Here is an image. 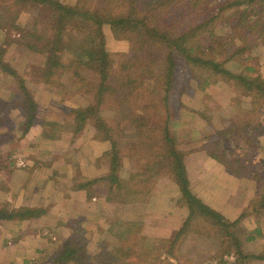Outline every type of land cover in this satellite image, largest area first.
I'll return each instance as SVG.
<instances>
[{
	"label": "trees",
	"instance_id": "trees-1",
	"mask_svg": "<svg viewBox=\"0 0 264 264\" xmlns=\"http://www.w3.org/2000/svg\"><path fill=\"white\" fill-rule=\"evenodd\" d=\"M91 1V4L77 1L74 5H66L61 3V0H16V4L20 7L31 5L39 9L43 8L50 15L46 19L50 22L45 23L41 28H37L35 21H33L36 25L34 27L31 23L26 24V27L17 26L19 31L16 42L32 54L42 56L36 76L44 85L54 83L55 72L67 67L63 61L66 52L71 53V59L76 58L75 61H79L83 66L93 69L98 74L99 85L97 91L92 94L93 102L80 103L74 108L70 107L65 113L73 120L74 125L80 128L88 121H92L97 133L96 137L108 142L105 155L110 161L109 173L87 180V183L98 184L101 180V184L106 186L110 192L113 182L120 187L119 170L124 168V158L127 157V152H122V150H127L129 147L133 151L131 158L134 163L138 164L143 161L142 163L149 164L148 166L142 164L149 178L163 169L166 172L159 176H168L178 184L188 208V216L183 225L170 238L154 240L152 245L146 243V238L140 234L141 224L115 221L117 224L109 230L113 231L118 243L125 241V246L114 251H100L95 254L87 252L88 241L83 239L79 232H74L63 239L60 251L48 258L49 264H112L113 257L118 258L121 261L120 264H222L219 260L232 253L239 256L235 264H249L251 261L264 259L262 253L247 254L242 249L243 239L238 234V225L243 214L235 220H228L208 207L189 190L183 165L185 152L182 153L176 148L178 143L170 131L171 121L172 127L178 122L172 120L168 106L170 92L177 89L190 93L205 90L215 75L237 81L240 86L253 93V100L264 98V78H260L259 74H252L251 67L244 66L245 72L242 73L240 70L238 73H233L226 66L234 59L231 58L236 53L242 51L241 48H231L233 37L238 36L239 45L246 40L234 29L242 27L246 18L251 14L262 15L264 18V0H146L142 5L136 0ZM182 1L189 3L191 7L202 9L205 15L200 21L178 30L174 25L165 22L163 17L172 6ZM203 2L201 6L200 3ZM244 3H246L245 8L242 9L241 6ZM222 19L223 31L218 27V22ZM5 20L6 18L1 19V25ZM105 24L109 25L110 32L115 37L129 43V53L118 52L119 55H114L109 52L102 28ZM229 25L233 26V30H229ZM8 27L13 26L10 24ZM68 27L70 30L67 31ZM72 30H77L79 34L73 33L65 39V32L67 36ZM232 31L233 35L237 33L233 37ZM204 33L211 40V45L202 48L199 37ZM13 43L15 42L9 41L7 44L0 45V143L14 137V132L19 133V137L24 136L37 115V104L34 100V89L31 82L24 72L23 74L18 73L2 57L4 47ZM153 63H161L162 68H156L150 73L143 74V68ZM180 63L185 65L183 76L180 77L181 88L177 85ZM176 85L177 89H175ZM135 92H138L144 99L148 98L149 92L154 93L155 97L160 95L163 104L161 112L164 115L161 121L163 126L160 130L164 147L161 159L157 157L161 155L156 152L158 145L150 148L151 142L147 138L139 140L140 146L137 141L132 146L130 142L123 143L124 148L122 149L120 141L115 139V133L119 128L112 124L104 114L103 106L106 103L111 104L112 100L118 97L127 103ZM182 107L188 110L184 105ZM15 109L22 112L23 120L20 122L10 117ZM141 110V114L138 112L131 114L139 124L144 125L146 112L144 108ZM240 127L234 129L239 130ZM234 129L231 128L230 132L235 131ZM219 140L218 138L216 142L217 148L216 146H204V149L210 156L224 164L228 171L241 174L234 169L238 162L233 167V164L226 160L229 150L226 149V144H220ZM148 151L158 153L154 156V159L157 157L156 167L152 166L146 157L138 160L137 153L150 154ZM12 152L13 150L8 152V158L11 157ZM164 160H168L170 169L158 168ZM128 161L130 162L129 159ZM0 167H6V165L0 163ZM0 187H2L1 182ZM112 197L114 196L110 195V198ZM259 207L264 209V199H261ZM42 213L41 208L9 209L7 206L0 205V222L22 221L40 217ZM203 226H207L215 234L221 236L220 250L204 257L201 261L196 262L184 258V261L180 260L182 257L178 253L180 243L186 238L188 232L201 233ZM256 232L259 235L261 233L259 229ZM136 237L138 241L135 240ZM246 238L253 239L254 237ZM130 251L135 252L131 255ZM132 256H135L136 260Z\"/></svg>",
	"mask_w": 264,
	"mask_h": 264
},
{
	"label": "crops",
	"instance_id": "crops-1",
	"mask_svg": "<svg viewBox=\"0 0 264 264\" xmlns=\"http://www.w3.org/2000/svg\"><path fill=\"white\" fill-rule=\"evenodd\" d=\"M53 96L50 92L46 104H41L34 92L37 115L30 129L21 137L14 132V137L0 143V163L6 165L0 167V205L43 210L40 217L0 222V264H11L27 254L26 241L43 252L50 242L48 236H42L44 230L57 238L79 232L91 247L100 243L107 221L141 224L148 244L170 238L188 216L178 184L165 175L149 178L145 166L134 162L119 170L121 185L113 182L111 192L101 183H87L109 173L110 161L105 155L108 142L96 137L92 121L80 128L66 116L76 103L56 102ZM60 111L64 115L57 113ZM12 113L16 122L23 120L19 109ZM260 128L258 139L264 153V128ZM200 145L183 155L188 188L208 207L233 220L257 190L256 180L228 171ZM213 247L209 239L191 232L181 249L198 260Z\"/></svg>",
	"mask_w": 264,
	"mask_h": 264
},
{
	"label": "rangeland",
	"instance_id": "rangeland-1",
	"mask_svg": "<svg viewBox=\"0 0 264 264\" xmlns=\"http://www.w3.org/2000/svg\"><path fill=\"white\" fill-rule=\"evenodd\" d=\"M77 1H80V3L85 2L86 4L92 3L91 0H61V3L74 5ZM144 1L146 0H136L140 5H142ZM200 4L203 6L204 2ZM245 5L246 3H244L241 8H245ZM204 15L205 12L202 9L191 7L189 3L182 1L169 9L164 14L163 20L170 25H174L178 30H182L188 25L200 21ZM49 16L48 12L43 8L39 9L31 5L20 7L16 4V0H0V45L7 44L9 41L15 42L4 47L5 51L2 57H4L18 73L23 74L24 72V75L33 86L31 87L34 89L36 98L41 104H46V99L50 92L54 95L53 97L56 98V102H72L77 105L84 102L92 103V94L97 91L99 85L98 74L93 69L83 66L79 61H75L76 58L71 59V53L66 52L63 61L67 64V67L58 69L54 75L55 82L45 87L44 83L36 76V71L40 68L39 63L42 56L39 54H32V52L16 42L18 38L17 32L19 31L18 27H26V24L31 23V26L34 27L37 25V28H41L45 23L50 22L49 19L46 20ZM4 18H6V20L4 24L1 25V19ZM33 21L36 22V25ZM222 22L223 19L221 22H218V27L221 31L224 30V24ZM10 24H12L13 27L9 28L8 25ZM102 28L106 47L109 52L114 55H119L118 52H130L129 43L124 39L115 37L114 34L110 32L108 24L103 25ZM66 30H70V27ZM229 30H233L232 25H229ZM234 30L242 34L246 40L239 45L238 36H234L237 33L233 35L232 31L231 35L234 37L232 39L233 43L230 44L231 48H241L242 51L236 53L231 58L234 59L226 64V66L233 73H238L240 70H242L243 73L245 72L243 67L249 66L253 69L252 74H259L260 78H264V18L262 15L251 14L246 18L242 27ZM73 33L76 35L79 34L77 30H72L67 36L65 32L64 38L67 39L69 36H72ZM199 41L202 48L211 45V40L206 33L199 37ZM236 61H238V63H236ZM184 67L185 65L180 63L178 74L179 81L177 84L179 88L182 86V83L180 86V77L183 76ZM156 68H162L161 63H153L144 67L143 74L147 72L150 73ZM177 85L175 89H177ZM192 92L193 93L177 89L169 93L168 106L170 115L172 120H177L178 122L172 127L171 121L170 128L172 136H174L178 143L176 148L181 150L182 153L197 148L199 144L202 145L201 148H205L204 146H216L217 148L216 142L219 138V143L226 144V149L229 150V154L226 155V160L232 163L233 167L238 162L234 169L242 173L244 178L246 175H249L254 182L256 180L257 190L253 191L254 194L248 196V201L246 200L248 203L241 213L243 217L240 218L238 234L243 239L242 249L245 253L264 254V209L262 210V208L259 207L261 199H264V153L262 152V141L258 139L261 133L260 127L264 128V124H262V122H264V98L260 97L253 100V93H250L244 87L240 86L237 81L224 79L219 75H215L211 79L210 84L205 90H196ZM59 99H61V101H59ZM183 105L187 107L188 110L184 109V107H182ZM142 108H144L146 112V120H143L144 125L139 124L138 120L133 118V114H131L136 112L141 114ZM162 108L163 104L160 95L155 97V94L152 92H149L147 99L142 98L138 92H135L127 103H124L122 99L118 97L113 99L111 104L106 103L103 106L105 116L109 118L112 124L119 128L115 133V139L120 141L122 149L124 148L123 143L128 144V142H130L132 146L137 141L138 146H140L139 140L142 138L149 139L151 142L150 148H154L158 145L156 152L161 153L159 156H157L158 153H153L151 151H148L150 154L137 153L138 160L146 157L152 166H155L157 157L161 159L164 153L163 141H161L162 132L160 131L163 126L161 122L162 117L164 116L161 112ZM57 113L64 115L61 111ZM15 115L12 113L11 117L15 118ZM238 127H240V132L234 129ZM231 128L235 131L230 132ZM242 133L243 136L241 137L240 134ZM243 146L245 147L243 148ZM122 152H127V157L124 158L125 162L123 163L125 168L130 162L133 163L131 158V152L133 151L128 147L127 150H122ZM133 155L135 154L133 153ZM154 156L157 157L154 159ZM168 160H164L162 165H159L158 168L165 167L164 169H170ZM142 162H139L138 165H147L145 162ZM165 172L166 170L162 169L156 175H152V178H158L159 175ZM101 176L104 175L96 177ZM1 180L3 179L0 177V182ZM101 182L100 180L98 184ZM248 184L249 183L246 185ZM239 217L238 215L235 219ZM116 224V222H106L104 225L105 229L101 230L100 243L97 246L92 245L94 250L90 244L86 245V250L89 254H95L100 251H114L117 248H123V246H125V241L118 243L114 237L113 231L109 230ZM257 229L261 232L260 235L255 232ZM201 231V233L197 234L202 235V237L207 238V240L209 239L212 245L215 246L212 248L213 251L210 254L215 253L218 249L220 250L222 244L221 236L217 233L216 235L207 226L201 227ZM141 233L142 231L140 234ZM190 233L191 232H188V235ZM249 235L254 236L255 240H253L254 238L252 240H246V237ZM42 236H48L50 239V242H48L43 252L39 251L40 248L38 246L35 245L36 248H34L33 244L26 241L25 252L30 254L27 253L23 257L19 255L18 258L14 257L15 259L11 264H49V261H47L48 258L60 251L61 242L64 238H57L55 235L51 236L46 230L42 232ZM80 236L85 239L83 235ZM85 240L87 241V239ZM135 240L138 241L137 237ZM185 240L186 238L180 243V248H178V253L182 255L180 260L183 258L193 260L182 252L181 246ZM41 242L45 244V241L41 240ZM153 243L154 242H152L151 245ZM48 248L53 249L49 250ZM134 252L130 251V254L132 255ZM210 254L204 255L203 253L200 259L193 261H201ZM132 258L136 260L135 256H132ZM238 258L239 256H237V254L232 253L219 261L222 262V264H235ZM120 262L121 261L116 257H113L111 260L112 264H120ZM249 264H264V259L251 261Z\"/></svg>",
	"mask_w": 264,
	"mask_h": 264
},
{
	"label": "built area",
	"instance_id": "built-area-1",
	"mask_svg": "<svg viewBox=\"0 0 264 264\" xmlns=\"http://www.w3.org/2000/svg\"><path fill=\"white\" fill-rule=\"evenodd\" d=\"M22 163L21 162H19V164L18 165H21Z\"/></svg>",
	"mask_w": 264,
	"mask_h": 264
}]
</instances>
